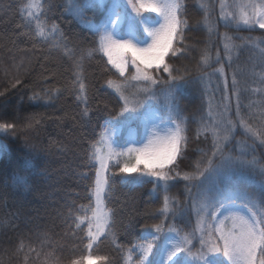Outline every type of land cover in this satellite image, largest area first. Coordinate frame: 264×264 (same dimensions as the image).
I'll use <instances>...</instances> for the list:
<instances>
[{
  "label": "snow or ice",
  "instance_id": "1",
  "mask_svg": "<svg viewBox=\"0 0 264 264\" xmlns=\"http://www.w3.org/2000/svg\"><path fill=\"white\" fill-rule=\"evenodd\" d=\"M68 3L70 7L65 10L87 23L92 31L94 39L90 47L69 49L59 25L51 23L46 30L40 23V18L45 17L44 24H48L47 14L52 9L50 0L22 3L20 11L26 15H22L20 27L30 29L39 42L57 50L63 48L69 55L75 69L73 85L84 101L83 116L89 113L85 63L97 56L108 73L104 83L120 104L115 110L107 101L97 102L109 111L110 119L98 126L101 129L99 137L91 142V151L86 153L88 164L94 169L89 205L85 210L91 215L73 218L75 228L82 233L78 240L83 244L84 254L71 264H114L113 257L99 253L104 240L110 237L115 240L116 211L108 205L118 174L124 185L138 187L152 183L153 190L162 188L165 193L157 210L159 222L142 225V234L128 245H116L121 253L120 264H264V163L255 156L249 159L244 148L236 153L226 151L237 128V122L228 118V104L219 113V119H213L210 112L208 123L201 122L197 129V138L202 132L210 135V151L198 149L201 154L192 170L177 171L187 155L189 139L188 118L183 114L178 94L194 82H203L209 75L199 72L193 76L191 70L169 63L187 48V45L179 46L184 43V33L189 28L183 0H110L108 3L106 0H68ZM97 7L105 12L98 25L88 16V12ZM229 7L233 10L228 11ZM201 9L204 17L198 23L211 32L209 6L203 4ZM219 18L225 22V27L264 30V0H232L231 5L227 0H220ZM33 20L37 21L35 28L31 27ZM225 39L228 42L224 44V52L230 64L235 38L225 34ZM239 39L253 44L251 37ZM255 41V46L264 54V47H260L264 37H257ZM210 62L212 56L204 50L198 68ZM214 62H220L219 53ZM216 71L225 77L224 90L227 92L224 67ZM259 75L264 84V71ZM231 83L233 94L238 97L235 74ZM45 98L51 99L47 91L32 97L35 100ZM224 99L227 101L228 96ZM113 111L114 117L111 116ZM236 115L245 134L264 145V110L260 112L259 124L249 123L251 116L246 119L240 115L237 99ZM133 121L142 124L141 135L129 131L127 138L117 139L118 128ZM15 127L13 123H0V132L7 134L15 131ZM255 168H259L262 177L260 193L225 183L229 177ZM84 177L87 179L86 173ZM177 178L185 182L183 202L168 194ZM186 212L196 217L190 232L174 226L175 220ZM170 219L173 224L166 226ZM84 224L86 228L82 227Z\"/></svg>",
  "mask_w": 264,
  "mask_h": 264
},
{
  "label": "trees",
  "instance_id": "2",
  "mask_svg": "<svg viewBox=\"0 0 264 264\" xmlns=\"http://www.w3.org/2000/svg\"><path fill=\"white\" fill-rule=\"evenodd\" d=\"M26 2L0 0V93H3L0 95V123L16 126L15 131L0 132V264H71L84 254L83 244L78 240L82 233L75 228L73 218L91 215L85 210L89 205V186L94 180V169L88 164L86 153L91 151V142L99 137L101 129L98 126L110 119L109 111L97 102L107 101L115 110L120 104L104 83L108 73L97 56L85 63L89 113L87 117L83 116L84 101L73 85L75 69L69 55L63 48L57 50L39 42L33 38L30 29L20 27L22 15H26L20 9ZM108 2L110 0H106ZM183 2L189 28L184 33V43L179 46L187 45V48L184 54L169 63L191 70L193 76L199 72L213 74L216 67L223 66L229 84L231 116L237 118L238 99L240 115L246 119L251 116L249 123L259 124L260 112L264 110V84L259 75L264 71V54L255 46V38L264 37V30L225 27V22L219 18L220 0ZM50 3L48 24H44L45 17L40 18L46 30L55 23L67 38L69 49L73 46L90 47L93 33L87 23L80 22L65 10L70 7L68 0H50ZM203 4L209 6L211 32L198 23L204 17ZM88 16L98 25L105 12L97 7L90 10ZM36 23L33 20L31 27L35 28ZM225 34L235 38L230 64L224 52V44L228 42ZM240 37L253 38V44H247ZM204 50L211 54L212 62L198 68ZM217 53L219 63L214 62ZM233 74L238 81V97L233 94ZM205 81L194 82L178 94L183 114L188 118L189 139L187 155L177 171L192 170L201 154L198 149L210 151V135L202 132L197 138V129L201 122L208 123L210 112L216 119L224 107L220 102L224 96L222 87L218 84V89L208 92ZM45 91L50 100L32 99L34 95H44ZM210 96L217 102L211 104L208 101ZM111 116H115L114 111ZM236 136L243 134L238 130ZM253 149L259 156L258 161L264 163V145L253 142ZM245 185L253 193L261 192L260 184L246 182ZM168 194L183 202L185 182L177 178ZM164 195L162 188L153 190L152 183L138 187L124 185L118 174L108 205L116 211L115 240L111 237L104 240L99 254L110 255L114 264H120L121 253L116 245H128L142 234V225L159 222L157 210ZM195 221V215L186 212L175 220L174 226L190 232ZM168 224L173 221L168 220L166 226Z\"/></svg>",
  "mask_w": 264,
  "mask_h": 264
},
{
  "label": "rangeland",
  "instance_id": "3",
  "mask_svg": "<svg viewBox=\"0 0 264 264\" xmlns=\"http://www.w3.org/2000/svg\"><path fill=\"white\" fill-rule=\"evenodd\" d=\"M227 4L228 5H231L232 4V0H227ZM233 9L231 7L228 8V11H232ZM221 66H218L216 67L215 70L219 69ZM216 76L220 79H222V81H224V76H221L219 74L218 71H214V73L212 75H210V80L213 82V83H217L218 81V78H216ZM242 116V115H241ZM228 118H229V115H228ZM219 119V118H218ZM239 120V117H237L236 121ZM141 124V123H140ZM142 125V124H141ZM143 128V126H142ZM237 128H239V130L242 132L243 136H238V142H237V149H239V151L241 150L240 147H243L244 149H246V153L249 152L248 154H250V156L248 157L249 159H251L252 156H254V152L252 150V147H251V142L249 140H253L251 137L247 136L245 134V132L243 131V129L238 125ZM125 130L126 134L129 135V131H132L135 135L137 134L138 136L141 135V133L143 132V130H138L137 128L133 127V126H126V127H123V128H118V134H117V139H120L119 136H123L124 134H122V132ZM136 135V136H137ZM240 144V145H239ZM250 146V147H249ZM251 149V150H250ZM228 151H231L230 148H227ZM225 183L228 185V180L225 181Z\"/></svg>",
  "mask_w": 264,
  "mask_h": 264
}]
</instances>
